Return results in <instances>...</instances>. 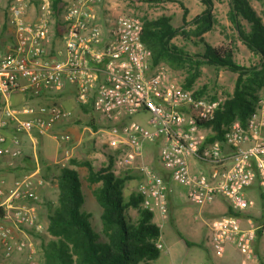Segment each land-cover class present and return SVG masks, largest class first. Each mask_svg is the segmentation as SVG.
Instances as JSON below:
<instances>
[{"label": "built area", "instance_id": "built-area-1", "mask_svg": "<svg viewBox=\"0 0 264 264\" xmlns=\"http://www.w3.org/2000/svg\"><path fill=\"white\" fill-rule=\"evenodd\" d=\"M99 1H62L59 19L63 48L54 56L48 50L56 20L54 0H8L5 23L13 30V42L7 50L0 49V127L11 128L13 134L9 145L5 144L6 135L0 134V154H20L22 134H47L57 123L73 116L70 109L59 104L15 107L14 93L39 97L74 84L78 103L102 113L109 125L105 147H101L104 164L111 156L115 175L137 172L144 209L164 219L169 216V185L146 161L148 145L159 140L160 162L172 181L187 187L190 202L203 205L223 195L234 211L253 206L244 190L258 182L264 193V95L260 94L246 123L236 119L223 140H209L214 132L206 122L215 117L225 99L196 96V88H186L179 73L162 63L153 64L139 16H111L105 41L96 16ZM32 6L38 12L29 19ZM3 24L0 22V31ZM138 114H145L144 122L132 120ZM56 138L71 140L68 133ZM12 145L17 150L13 151ZM69 158L66 150L61 165L66 166ZM193 159L209 168L192 171ZM45 184L42 176L28 174L15 179L8 188L0 186V264H15L21 255L27 264H39L33 236L47 229L40 215L39 197ZM255 237V230L242 228L239 218L232 214L210 224V242L218 254L233 242L251 257ZM156 246L163 248L160 238Z\"/></svg>", "mask_w": 264, "mask_h": 264}, {"label": "trees", "instance_id": "trees-1", "mask_svg": "<svg viewBox=\"0 0 264 264\" xmlns=\"http://www.w3.org/2000/svg\"><path fill=\"white\" fill-rule=\"evenodd\" d=\"M62 1L54 0L56 24L63 9ZM142 1L160 4L167 0ZM201 1L206 9L192 20L195 24L194 36L202 43L200 53L188 54L173 43L172 39L178 33L191 34L185 32L184 28L174 27L171 17L166 15L142 18V38L152 51L153 64L170 62L173 65H187L186 88L194 86L200 67L204 65L237 74L233 92L216 111L215 117L206 122L214 132L209 140H223L226 129L233 121L239 119L243 124L246 123L264 88V21L248 0L229 1L228 19L238 39L258 56L255 64L244 66L236 61L232 44L213 45L202 37L204 32L212 28L213 1ZM208 87L204 85L197 89L196 96L205 95L215 99V95L208 94ZM28 96L29 99L35 98ZM89 124L97 129L92 117ZM112 162L110 156L108 164L98 169L89 160L72 159L73 164H60L57 176L59 203L49 207L47 214V230L52 238L43 246V264H153L159 257L161 250L157 248L156 242L161 230L153 221V214L141 206L142 198L138 192L131 193L128 198L125 195L126 182L136 176L115 175L111 172ZM71 165L86 166L88 181L99 184L94 190V197L102 209L101 232L93 227L90 214L82 210L85 203L83 184L79 171ZM131 208L137 210L136 218L130 214ZM229 214L237 216L238 211L230 207Z\"/></svg>", "mask_w": 264, "mask_h": 264}, {"label": "crops", "instance_id": "crops-1", "mask_svg": "<svg viewBox=\"0 0 264 264\" xmlns=\"http://www.w3.org/2000/svg\"><path fill=\"white\" fill-rule=\"evenodd\" d=\"M131 1H133L132 7H127L120 1L118 2V0H100L95 6L96 9H100L105 14V21L103 22L105 41L108 40V28L111 24V21H108L106 17L126 13L141 18H151L145 14L144 6L159 5L142 0H127L126 3H131ZM7 2L8 0H0V22L4 23L3 29L0 31L1 50H7L13 42V30L5 23ZM37 12V7L32 6L29 9L28 18L34 19L37 16ZM162 15L165 14L153 18ZM62 28L63 24L58 19V24H53L52 42L48 48L51 55L58 56V51L63 48ZM76 98L77 87L74 84H68L60 92H44L33 99H29L28 94L20 91L13 94L12 104L14 102L15 104L13 105L15 107H21L26 104L35 106L59 104L70 109L73 112V116L68 121L57 123L47 134L31 136L22 134L21 145L18 146L22 150L20 154H0V186L8 188L13 185L15 179L28 174L49 175L57 165L61 164L66 150H68L70 157L67 164H73L71 163L72 159L83 161L82 157L86 153L88 154V150L91 149L90 144L94 145L93 151L89 153L90 156L102 159L101 148L98 149V141L97 147L95 144L94 137L97 129L89 124L94 109L92 106L80 105ZM89 113H91V116L86 120L84 117ZM85 124L91 129L84 131L79 128V126ZM96 124L97 128H99V124L97 122ZM66 133L70 134L73 139L69 142L57 140V135ZM0 134L6 135L5 144L9 145L13 130L11 128L3 130L0 127ZM87 136L89 139L84 140L83 137ZM159 144L160 142L157 141L148 145L146 161L155 167L168 181L169 216L164 219L159 214L153 215V221L160 227V239L163 243L160 255L153 261V264H264V193L259 183L255 182L258 183L261 199L258 196L256 197L254 189H247L252 186L247 187L244 190L245 196L253 200L254 205L246 210L238 211L237 215L242 228H253L256 232L251 248L252 256L248 257L240 252L233 242L227 243L224 252L218 254L210 242V224L214 219L229 214L230 205L228 199L223 195H217L212 201L203 205L190 202L187 197V187L172 181L170 173L162 166L159 159ZM12 149L13 151L17 150L14 145H12ZM225 165L229 166L230 164ZM71 167L77 168L75 165H71ZM208 168V164L194 159L191 161L192 171ZM128 174H133L140 178L137 172L132 171Z\"/></svg>", "mask_w": 264, "mask_h": 264}, {"label": "rangeland", "instance_id": "rangeland-1", "mask_svg": "<svg viewBox=\"0 0 264 264\" xmlns=\"http://www.w3.org/2000/svg\"><path fill=\"white\" fill-rule=\"evenodd\" d=\"M125 4L127 7L133 6V1L131 3H126L127 0H118V2ZM135 1V0H134ZM213 5L211 9V14L213 17L212 28L202 34V37L209 43L213 45H223V44H232L235 48V59L236 61L244 66H250L255 64L258 61V56L253 54L239 39L234 31L232 24L228 19V11H229V1L230 0H212ZM251 6L254 8L256 12L262 17L264 21V0H248ZM206 9L205 5L201 0H167L159 5H145L144 11L145 14L149 17L153 18L161 14H167L166 16L171 17L172 24L176 28H184L185 32H188L191 35H185L183 32L178 33L173 39V43L182 48L188 54L195 55L201 52L202 43L199 41L198 37H195L193 30H195V24L192 23V20L200 15ZM128 12V11H125ZM130 12V11H129ZM132 13V12H131ZM96 16L98 18V23L103 27V22L105 21V14L100 9H96ZM108 21L112 22V17H106ZM185 22H189L186 24ZM105 29V28H103ZM165 66L169 67L176 73H179L184 81L188 74L187 65H173L170 62H161ZM237 79V74L230 72L225 69L215 70L206 65L201 66L199 70L198 77L194 82V87L197 89L201 88L204 85H208V94L215 95V99L218 97L228 98L229 95L233 92L235 87V81ZM261 95H264V88L260 91ZM205 96V95H203ZM207 97V96H205ZM209 97V96H208ZM207 97V98H208ZM91 113L87 114L84 118L86 120L89 119ZM93 119L99 124V128L95 131V144L97 147L98 141V149L101 147H105L104 143L106 136L105 134L109 133V125L107 121L104 119L102 113L94 110L92 113ZM146 119L145 114H138L132 116V120L135 121H143ZM84 131H88L91 128L85 124L79 126ZM71 136V140H72ZM84 140L89 139L87 137H83ZM160 142V140H159ZM93 144H90V150H88V154L86 153L82 160H89L93 163L95 168H100L104 165V154L101 150V158H94L90 156V152L93 151ZM85 151V150H84ZM71 154V152H70ZM89 155V156H88ZM60 161V160H59ZM60 163V162H59ZM69 165V164H68ZM79 171V175L81 177V181L83 184V191L85 194V203L82 207V210L85 213L90 214V221L93 227L101 232L102 230V222L100 218L101 207L97 203L94 197V190L97 188L99 184H91L88 181V169L86 166H77L75 168ZM60 173V164L56 166V168L50 172L49 175H42L44 177L46 184L42 186L39 192L40 197V215L42 219L47 223V214L49 213V207H54L59 203V186L57 176ZM134 176V175H132ZM141 183V179L136 176L132 179L128 180L125 185V195L126 198L133 192H138L139 186ZM247 189H254L256 193V197H260V190L258 188V183H254L250 185ZM248 196V195H247ZM130 214L132 217L136 218L138 216L137 210L134 208L130 209ZM47 225V224H46ZM34 241L36 244V260L39 264H43V246L46 244L51 238L52 235L46 229L43 233L34 234ZM15 264H27L26 257L21 255L17 258Z\"/></svg>", "mask_w": 264, "mask_h": 264}]
</instances>
